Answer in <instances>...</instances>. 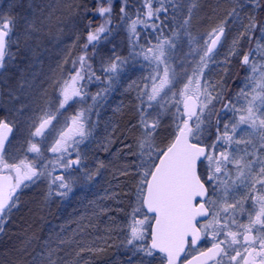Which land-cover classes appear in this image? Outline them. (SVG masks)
Returning <instances> with one entry per match:
<instances>
[{
    "label": "rangeland",
    "instance_id": "obj_1",
    "mask_svg": "<svg viewBox=\"0 0 264 264\" xmlns=\"http://www.w3.org/2000/svg\"><path fill=\"white\" fill-rule=\"evenodd\" d=\"M69 1L73 0H0L3 16L0 31L7 33V59L0 68V122L16 128L8 157H0V166L6 163L12 168L21 155L34 158V165L45 161L39 179L33 177L32 181H23L12 206L0 213L1 234L12 233L21 226L30 227L42 238L39 253L50 264H93L96 253H100L96 256L100 264H108L110 254L118 255L122 242L127 239L128 243L132 238L131 230L137 226V221L146 217L138 215L139 191L133 212L127 219L115 213L116 210L124 211L123 206L119 209L117 205L121 201L119 195L136 182L132 172L141 162L140 142L150 135L154 147L163 151L167 142L176 136L177 126H183L184 102L189 96L198 98L201 104L196 114L200 131L194 140L206 138L215 117L217 100L245 55L249 57V64H245L247 68L242 67L245 78L248 72L250 77L247 81L244 79L236 91L231 101L234 109L229 107L226 111L224 108L219 124L223 136L227 124L228 135L232 137L227 152L231 169L224 176L222 192L211 204L215 206V218L224 209L241 219L249 216L251 205L257 204V188L263 180L260 169L264 167L261 163L264 161V128L258 123L264 120V90L261 89L264 85V33L260 31L253 50L247 54L246 31L250 16L244 15L234 22L218 49L205 57L206 66H202L201 57L210 39L214 38L213 32L205 38L181 36L178 38L181 44L172 57L166 55L168 44H164L162 62L156 65V60L151 62L140 56L138 63L125 64L124 70L119 61L113 62V59L118 56L125 36L110 35V46L106 47L110 52L102 53L101 59L105 65H116L115 71L112 66L109 68L115 79L112 91L106 94L104 104L99 103L89 111L84 106V95L69 92L71 98L67 103L63 100L62 84L70 74L72 57L80 42V30L74 28L78 7L76 0L74 6ZM201 1L196 3V10L201 7L200 16L212 22L221 17L227 19L223 16L228 14L226 4L233 3V0ZM24 41L26 45L21 54L13 53ZM155 44L158 53L160 43ZM165 67L168 69L167 83L161 86ZM154 87L158 94L150 100ZM241 90L243 95H240ZM207 95L212 97L210 101ZM74 100L82 104L73 110L71 101ZM128 100L137 106L134 109L137 116L130 115L123 126L116 116ZM250 104L257 121L255 126L239 122L240 116L247 117ZM203 105L206 107L201 110ZM45 120L48 123L41 134L35 135ZM153 124L155 131L149 133ZM193 125L195 131L196 117ZM57 141L67 144V152L52 151ZM33 145L39 152L32 151ZM78 158L79 166H66L67 161ZM59 176L71 184L72 190L67 195H60L63 190L53 182ZM137 188L140 190L141 183ZM147 218L149 224L152 218ZM143 227L146 228V224ZM109 249L115 252L109 253ZM121 259L126 264H162L159 255L142 257L138 252L129 257L121 256Z\"/></svg>",
    "mask_w": 264,
    "mask_h": 264
},
{
    "label": "trees",
    "instance_id": "obj_2",
    "mask_svg": "<svg viewBox=\"0 0 264 264\" xmlns=\"http://www.w3.org/2000/svg\"><path fill=\"white\" fill-rule=\"evenodd\" d=\"M197 2L198 0H76L78 12L75 14L74 23L77 25L74 26V28L80 30V42L72 57L73 63L70 68V74L65 78L62 84L63 90L68 89L69 91L70 88L74 87L73 90L85 96V100L83 101L87 109H92L89 106L91 104L90 101L93 103V105H91L93 108L99 103L104 104L106 100V98L103 97V94H106L104 90L106 89L105 91L108 92L112 91V80L115 79L113 77L114 73L109 69L113 64L109 66L105 65L101 58L107 52H110V49H106L107 46H110L108 38L115 33L125 36L123 46L119 48L118 56L113 59V62L115 60L119 61L122 70H124L123 67L125 64L130 66L132 65V61L138 63L140 56H145L146 50L152 49L153 53H156L157 50L154 46L156 45L155 43H161L159 40H170L172 42V46L168 45L166 47V55L170 54L172 57L173 52L181 44L178 43V38L181 36H187L188 39L193 37L205 38L209 33L213 32L214 29L223 26V37H227L234 22L240 20L244 15L250 16L247 17L251 20L254 18L258 25L256 29L250 30V22L247 21L248 29L246 31V36H248L249 45L247 54H249L250 50H253L261 31L260 25H262L264 20V0H233V3L230 2L226 4L228 14H223V16L228 18H217V21L214 22L209 19L205 20L204 17L200 16L201 13L199 14V9H201V7H197V10L195 7L198 5H196ZM71 4L73 6L75 5L74 0ZM106 8L110 9V11H101ZM233 10H235V12ZM149 11L153 12L154 15L150 17L148 15ZM2 20L3 16L0 14V24ZM101 28H103V31H100ZM133 28H135V31L132 30ZM90 34L96 35L97 39L90 41L88 39ZM25 43L26 41L21 43L18 47H15L13 53L19 52L21 54L25 48ZM13 53L11 56L14 55ZM102 53L104 54L103 56ZM120 61H124V63L121 64ZM149 61L152 62V59L149 58ZM157 62L158 61L155 62L156 65ZM242 66L247 68V65L242 62L238 70L232 72L229 78L230 83L226 85L223 94H221L220 98L217 100L215 117L210 123L212 127H210L211 129L208 135L206 138L199 139L200 142L207 144L214 150L213 155L216 153L218 147H226V149H228L230 144V142L225 144L223 140H216V138L217 132L220 131L219 124L221 117L223 118L224 115L223 111L225 105H227L229 101L231 103V101L234 100L233 97L236 91H238L240 84L244 79L247 81L250 77V73L248 72L245 78V69H243ZM74 83L76 84L74 85ZM129 102L130 100L126 101V106L122 109V112L118 113L116 116L118 123H120V125L123 124V126L126 120L130 118V115L137 116V112L134 110L137 106ZM81 103L82 101H79L78 105H81ZM172 141L173 139L171 138L166 145L164 144L166 147H163L162 150L164 151ZM137 166L138 165H135L132 172L136 179L135 184H132L128 191L119 195L122 202L119 201L117 205L119 209H122L121 207L123 206L124 211H115L116 214L123 215L125 219L133 212V206H135L134 200H137L136 194L139 191L137 187L140 183L142 184L143 180L142 173L144 170ZM139 179L141 181H139ZM138 209V215L142 214V216L146 215L147 217H151L146 213L141 200ZM149 224L151 225V222ZM149 224H146L147 231L145 232L143 240H133V242L129 244L126 239L125 242H122L123 246L120 248L118 255L111 253L114 250L109 249L108 252L111 253L108 260L109 263L113 261L111 264H126L123 263L121 256L129 257L137 252L141 254L142 257H150L145 251L150 243ZM23 227L24 228L21 226L19 229H17V227L12 233L4 232L1 234L0 232V264H37V262L41 263L42 261L44 262L43 264H50L48 260L45 261L44 257L42 259L39 253L42 238H38L37 232L33 231L30 227ZM26 228L27 230H25ZM98 254L100 253L95 254V262L93 264L102 263L97 260L96 256ZM42 255H44L43 252ZM154 255L157 254L153 252L152 256Z\"/></svg>",
    "mask_w": 264,
    "mask_h": 264
},
{
    "label": "snow or ice",
    "instance_id": "obj_3",
    "mask_svg": "<svg viewBox=\"0 0 264 264\" xmlns=\"http://www.w3.org/2000/svg\"><path fill=\"white\" fill-rule=\"evenodd\" d=\"M102 12H109L110 9H102ZM159 11V10H157ZM235 12V10H233ZM148 15L151 17L154 15L153 12L149 11ZM257 23L254 18L250 21L249 29L254 30L257 28ZM262 33H264V25H260ZM135 31V28L132 29ZM103 31V28L100 29ZM223 26L218 27L213 30L214 38L210 39V44L206 45L205 54L201 57L202 66L204 64L205 57H208L209 53H212L216 44L220 40V36L223 35ZM6 36L7 33L0 31V68L4 67L5 60V49H6ZM88 39L90 41L96 40L97 36L90 34ZM167 43L172 46V42L161 41L158 45V53H153L152 49L146 50L145 58H151L158 62H162V57L164 56L163 47ZM121 64L124 61H120ZM243 63L249 64V57L245 55L243 57ZM113 71L116 69V65H112ZM168 69L164 68V80L162 85L167 83ZM198 84V82H197ZM261 89L264 90V85H261ZM158 94V89L153 88L152 95L149 99H155ZM243 90H241L240 95H243ZM72 95H79L78 91H73ZM71 98L68 89L63 92L64 103ZM206 98L210 101L212 97L207 95ZM254 99V98H253ZM63 106V105H61ZM206 105L201 106V110ZM229 107L234 106L230 104L225 105V110ZM185 110L189 112L187 120L183 121V126H177V132L174 141L168 145L165 151H158L153 143L152 137L149 135L145 140L140 142V165L139 167L144 169L142 173V184L139 190L140 200L142 205H145L149 213H154V226L151 232V245L145 249L148 255H152L154 250H159L166 254L167 264H177L179 255L184 251L185 245L188 243V237L191 236V243L195 244L197 239H199V229L196 227V218L198 216H206L207 209L203 202L194 204L197 197L204 198L208 195V189L205 184L201 181L200 175L198 174V163H204L208 161L209 164L206 165L212 168L213 175L207 176L209 184L213 187V194L216 192L217 185L213 183L216 174L221 172V164L228 162L229 157L221 152L219 156L206 154V148L201 147L199 143H192L193 138H197L200 131L199 128V116L189 108V104L185 103ZM247 117L240 116V123H250L253 126L257 124L256 119H254L253 107L247 108ZM193 116H196V130L189 125L188 120ZM48 121H43L40 126L36 129L35 135H40L42 129L45 127ZM259 125L264 128V120H259ZM147 127V126H146ZM228 125L225 124V133L223 137H218L222 139L225 144L231 142L232 137L228 133ZM0 128L8 129L7 123L0 122ZM156 125L153 124L149 129V133L155 131ZM10 131V129H8ZM233 130H235V125H233ZM83 138V134H81ZM67 144H61L57 141V146L52 148L53 152H67ZM3 148V138H0V149ZM75 151V149H73ZM32 151L39 152V149L33 145ZM79 155V154H78ZM204 158L202 160L201 158ZM81 163L80 159L69 160L66 162V166L71 168L72 166H79ZM261 163H264L262 161ZM2 164V160H0ZM248 167V165H245ZM260 173L264 176V167L260 169ZM39 173L35 170L29 168L22 176L20 175V170L16 169V182L14 184L8 183L7 185L0 183V213L5 211L8 201L13 200V194L17 188L20 187L23 181H32L33 177L39 179ZM89 179L91 177H88ZM7 180L9 178H0ZM57 183L58 188L63 191L60 195H67L68 192L72 190L71 184L65 181L63 176L56 177L53 181ZM261 187H264V180L259 181ZM7 188V191H5ZM14 203V201H13ZM262 207L260 212L257 214L255 220L252 221L253 225L261 224L264 225V198L261 199ZM148 223L147 216L142 221H137V226L133 227L131 230L132 238L128 241L129 244L133 240H143L146 232V228L143 226ZM235 240V234L230 233ZM245 240L249 237L245 236ZM259 244L262 251L257 255L261 256V264H264V237L259 239ZM223 249L219 248L218 245H213L212 249H209L210 254H219ZM239 255V253H237ZM252 256V253H249ZM235 259V257H233ZM247 264V262H246ZM252 264H255L254 260Z\"/></svg>",
    "mask_w": 264,
    "mask_h": 264
},
{
    "label": "flooded vegetation",
    "instance_id": "obj_4",
    "mask_svg": "<svg viewBox=\"0 0 264 264\" xmlns=\"http://www.w3.org/2000/svg\"><path fill=\"white\" fill-rule=\"evenodd\" d=\"M73 88H70L69 91H76L73 90ZM105 90L104 92L107 94L108 91ZM106 94H103L104 98L107 97ZM90 103L91 104L89 106L93 105L92 101H90ZM71 105L72 107H77L76 105H78V102L71 101ZM14 129L16 130L15 127ZM1 130L2 128H0V131ZM221 131L217 132V137H223ZM12 139L6 144H4L3 148L0 149V157H2L3 155H6L8 157V148ZM221 152L225 153L229 157V160L225 164L220 165L221 172L216 174L214 177L213 183L217 185L215 194H213L212 185L209 184V181L206 178L209 175H213L212 168L210 166L206 167V165L209 164L208 161H205V163L201 165L200 174L209 189V199L206 201V205L210 210V213L206 219H203L198 223V227L202 232V238L200 240V243L192 244L190 239L186 253L179 264H187L191 259L199 255L201 256L205 253V255L208 254L207 256H212L210 258L206 257L207 259H205L201 264H246V262L247 264H252L253 260L255 264H261V256L257 254L262 251L261 246L259 244V239L261 237H264V225H253L252 221L255 220L257 214L260 212V209L262 207L261 199L264 198V187H261V184L259 187L257 186V204L254 203L251 205V214L249 216H246L241 219L240 217L238 218L235 215L232 216L229 209H224L218 214V217L215 218V206L211 204V200L216 195H219L222 192L224 186V176L231 169L230 156L227 154V149H220L219 153L215 156H219ZM25 156L26 155L19 156V159L15 161L16 165L13 164L15 167L13 166L12 168H10V165L6 163L1 165L2 167L0 166V172H6L9 178L14 181V183L17 179L16 169L20 170L21 176L29 168L40 173V170L43 167V162L45 161H43L40 165H34V158L30 159ZM19 188L15 190L13 198L18 192ZM199 203L200 201L196 202L197 205ZM262 219H264V217H262ZM230 233L235 234V240H233V236L230 235ZM245 236H248L249 239L245 240ZM213 245H218L219 248L223 249V251L220 252L218 255L210 254L209 249H212ZM237 253H239V255H237ZM249 253H252V256H249ZM233 257H235V259H233ZM160 258L162 260V264H165L167 261L166 257L164 255H160Z\"/></svg>",
    "mask_w": 264,
    "mask_h": 264
},
{
    "label": "water",
    "instance_id": "obj_5",
    "mask_svg": "<svg viewBox=\"0 0 264 264\" xmlns=\"http://www.w3.org/2000/svg\"><path fill=\"white\" fill-rule=\"evenodd\" d=\"M220 38H221V36H220ZM188 104H189V108H190V110H192V111H194L195 113H196V111H197V109H198V102L195 100V99H193V98H189L187 101H186ZM186 112L189 114V112L186 110ZM8 129H10V131L8 130ZM8 129H6V128H4L2 131H1V133H0V138H3V144L4 143H6L8 140H10L11 139V137H12V134H13V131H14V129H13V127H11L10 125H8ZM178 134V133H177ZM174 141V140H173ZM191 142L192 143H196V142H194V141H192L191 140ZM200 146L201 147H205L206 148V154H208V148H207V146H205V145H201L200 144ZM202 160H204V158L202 157L201 158ZM199 168H200V163H198V174H199ZM200 175V174H199ZM0 178H9L5 173H0ZM201 178V177H200ZM201 181H202V179H201ZM203 182V181H202ZM0 183H3V184H5V185H7L8 183H12V184H14V182H13V180H11V179H7V180H4V179H0ZM204 183V182H203ZM205 184V183H204ZM205 187L207 188V186L205 185ZM5 191H7V188H5ZM208 195H209V192H208ZM208 195L206 196V197H204V198H201V197H197L196 198V200L194 201V204H196V202L197 201H201V202H203L204 203V201L208 198ZM11 204V201H8V205H10ZM204 205H205V203H204ZM145 206V205H144ZM8 206H6V208H7ZM145 208H146V206H145ZM205 208L207 209V215L206 216H198L197 218H196V227L198 228V226H197V223L200 221V220H203V219H206L208 216H209V210H208V208H207V206L205 205ZM146 210H147V208H146ZM148 212V211H147ZM149 213V212H148ZM149 214H151V215H153V216H155V214L154 213H149ZM154 226V221H153V224H152V227ZM199 229V228H198ZM152 232V231H151ZM201 237H202V235H201V231H200V229H199V239H197V241H196V243L195 244H198V243H200V240H201ZM190 239H192L191 238V236H189L188 237V243L185 245V247H184V251H182L181 253H180V255H179V259L177 260V264H179V262H180V260H181V258L184 256V254H185V252H186V250H187V247H188V244H189V240ZM150 245H151V242H150ZM156 251H158V252H160L159 250H156ZM160 253H162V252H160ZM163 254H165V253H163ZM206 254V253H205ZM205 254H202L201 256L199 255V256H197V257H195V258H193V259H191L187 264H201L205 259H207V258H210L211 256L209 255V256H207V255H205ZM166 255V254H165ZM205 255V256H204ZM207 257V258H206ZM166 264H167V262H166Z\"/></svg>",
    "mask_w": 264,
    "mask_h": 264
},
{
    "label": "bare ground",
    "instance_id": "obj_6",
    "mask_svg": "<svg viewBox=\"0 0 264 264\" xmlns=\"http://www.w3.org/2000/svg\"><path fill=\"white\" fill-rule=\"evenodd\" d=\"M70 3H72V1H69V4H70ZM64 5H65V3H64ZM65 6H66V5H65ZM212 13H214L213 10H212ZM124 104H127V103L125 102Z\"/></svg>",
    "mask_w": 264,
    "mask_h": 264
}]
</instances>
